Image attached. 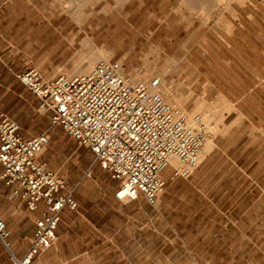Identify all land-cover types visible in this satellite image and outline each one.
<instances>
[{
	"label": "rangeland",
	"instance_id": "1",
	"mask_svg": "<svg viewBox=\"0 0 264 264\" xmlns=\"http://www.w3.org/2000/svg\"><path fill=\"white\" fill-rule=\"evenodd\" d=\"M227 1L0 0V110L25 136L49 134L39 159L78 200L81 214L70 230L84 251L77 264H264V180L241 184L233 181L232 168L217 167L200 183L167 180L154 205L141 194L119 201V181L89 148L52 126L13 76L27 67L46 78L75 75L76 61L101 47L131 76L137 72L136 80L160 78L159 91L185 99L183 109L176 107L202 123L197 102L213 111L221 96L232 111L248 95L240 104L264 120V87L251 92L264 77V0ZM219 111L226 121L227 111ZM258 130L264 136V126ZM246 169L260 177L264 159L263 166ZM5 254L0 245V264H7Z\"/></svg>",
	"mask_w": 264,
	"mask_h": 264
},
{
	"label": "built area",
	"instance_id": "2",
	"mask_svg": "<svg viewBox=\"0 0 264 264\" xmlns=\"http://www.w3.org/2000/svg\"><path fill=\"white\" fill-rule=\"evenodd\" d=\"M15 76L49 113L50 124L89 148L94 161L119 181V200H135L141 194L155 204L165 185V170L174 178H186L201 163L209 134L199 115L193 116V126L185 113L166 101L159 78L134 81L118 60L100 61L84 75L46 78L30 68ZM20 130L16 120L0 112V185L9 186L10 199L18 198L39 215L21 256L11 252L10 231L2 218L0 241L13 264H31L55 245L61 211H76L78 202L64 178L39 159L49 134L25 138Z\"/></svg>",
	"mask_w": 264,
	"mask_h": 264
},
{
	"label": "crops",
	"instance_id": "3",
	"mask_svg": "<svg viewBox=\"0 0 264 264\" xmlns=\"http://www.w3.org/2000/svg\"><path fill=\"white\" fill-rule=\"evenodd\" d=\"M81 60L82 59H80V61ZM78 61H76L74 65V71L76 69V64L78 63ZM30 68L33 67H27L23 70L14 71L13 76L15 80L22 84L16 78L15 74L26 71ZM256 87H264V77L254 82L251 92H253L254 88ZM25 88L35 97L37 105L39 107L38 98L27 87ZM246 96L248 95H244L242 98H238L235 101V104L237 105L236 110L226 112V121L222 120L218 124L212 122V125L214 126L216 132L212 134L211 132L207 131L209 134V138H211L210 140L212 145L211 148L205 153L204 157L202 158L201 163L199 164L200 166L198 168H195L193 172L186 178H174L171 176L170 170H165L163 173L165 185L167 180H170V183L176 181H186L189 184H192L194 182L200 183L202 180H209L207 179L209 173L217 172L215 168H223L225 166L232 168L231 176L234 178L233 181L235 182H240L241 184H243L248 179L250 182L257 184L264 180V174H261L260 177L254 178L253 175L250 176L247 173L246 169L253 166H263L264 159V136L258 130L261 126H264V120L258 114L250 113L249 111L243 108L240 102L243 101L242 99H244ZM0 112L10 116L7 112H4L2 110H0ZM47 114L49 116V113ZM10 117L14 119L12 116ZM252 125L256 127V133L253 134L251 133ZM20 134L25 138L34 136H25L24 134H22L21 130ZM260 160L261 163H259ZM42 162L46 163L45 161ZM222 177L223 176L221 175L219 179L220 182L222 181ZM165 185L160 195L163 193ZM1 187L3 189H7V196H2V192H4V190L0 192V216L3 218L8 230L10 231L8 241L10 244L11 252L16 256H21L29 244V240L34 227V220L39 215V213L38 211L29 210L26 205L21 202L18 198L10 199V188L5 183L2 182L0 188ZM160 195L158 196V198L160 197ZM74 197L76 198L75 195ZM239 198L242 199V195L238 196V199ZM115 199L117 198L115 197ZM147 203L150 204L149 202ZM77 211L78 208L76 211H72L67 208L61 211L60 221L56 230L58 238L55 245L41 252L37 257L32 260L31 264H77V259H79L81 256H84V251H78L77 247L79 244L76 240L72 238L70 234L72 224L76 223L77 216L81 214L80 211ZM242 213L245 214L244 211ZM0 245L3 247L6 253L5 255L7 259V264H13L10 258L9 250L4 247L1 241Z\"/></svg>",
	"mask_w": 264,
	"mask_h": 264
},
{
	"label": "bare ground",
	"instance_id": "4",
	"mask_svg": "<svg viewBox=\"0 0 264 264\" xmlns=\"http://www.w3.org/2000/svg\"><path fill=\"white\" fill-rule=\"evenodd\" d=\"M238 1L243 2L244 0H238ZM227 2H229V0ZM94 47H96V46H94ZM100 48L101 47H99V50L95 56L91 55L90 57L88 56L87 58H85L81 61L80 60L78 61V63L76 64L77 65L76 69L74 71L75 73H77V75H84V73L87 74V72L90 71L92 69V67H94L93 65H94V62L96 61L97 58L103 59L105 61L108 60L109 53L105 49H102V48L100 49ZM129 74L131 75V73H129ZM72 75H74V74H72ZM138 77H140V75H138L137 72L132 73V79L134 81ZM143 81H147V80H143ZM160 93L163 95V97L166 99L167 102L171 103L172 105L178 106L181 109L184 108L183 103H184L185 99H183V98L181 99L179 95H174L171 98L169 95L173 94L172 92H167V91L165 92L164 91V92H160ZM221 97H220L221 102L218 104V106H215V109L213 111L210 110V108H208V106H205L204 103H202L200 101L197 102L195 110L200 111L202 113V119L204 121L203 123H205V125H208L209 129H214V126L212 125V122L214 119H216V121H221V118L223 115L219 111L221 108L225 109V111H229L231 108L230 103L227 100H225L223 97L222 98ZM186 115L188 117L189 122L194 126L195 125V123L193 122V116L194 115L191 114L192 116H190V117L188 114H186ZM211 145H212L211 140L206 139V141L204 142L203 148H202V154H205L211 148ZM172 162L174 164L179 163L178 160L175 158L172 159Z\"/></svg>",
	"mask_w": 264,
	"mask_h": 264
}]
</instances>
